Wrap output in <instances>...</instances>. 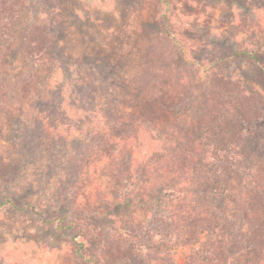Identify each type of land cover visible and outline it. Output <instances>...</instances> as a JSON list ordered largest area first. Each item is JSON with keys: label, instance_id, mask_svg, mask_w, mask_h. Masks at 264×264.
I'll return each instance as SVG.
<instances>
[{"label": "rangeland", "instance_id": "rangeland-1", "mask_svg": "<svg viewBox=\"0 0 264 264\" xmlns=\"http://www.w3.org/2000/svg\"><path fill=\"white\" fill-rule=\"evenodd\" d=\"M211 71L264 100V0H0V264H264V119L211 154Z\"/></svg>", "mask_w": 264, "mask_h": 264}, {"label": "trees", "instance_id": "trees-1", "mask_svg": "<svg viewBox=\"0 0 264 264\" xmlns=\"http://www.w3.org/2000/svg\"><path fill=\"white\" fill-rule=\"evenodd\" d=\"M164 23L168 36L176 40L174 26L171 22V10L168 6L164 15ZM35 32L32 31L30 37L34 38ZM42 38L45 45L50 42L49 35H42ZM206 90L208 96L204 124L206 140L211 146V154L223 159L229 158L231 153L244 142L248 125L264 119V100L256 93L249 92L242 78L226 76L216 71H211L208 74ZM122 163L123 158L119 157L116 166L122 167ZM71 164L74 169H77L81 161L78 160L75 164L73 162ZM116 171L115 169L110 171L113 181L111 183L112 186L115 187V191H118V189L126 190L128 188L127 170H124V172ZM164 190H169L170 192H165L155 199L159 208L168 209L170 207L169 201L172 198L185 193L183 189H176L171 184L165 186ZM134 198L126 192H119L117 195L120 205L127 204ZM75 225L80 236L85 239L90 238L80 221H76ZM131 235L129 232H124L123 234H118L117 232L116 235L111 236L105 242L103 245V260L105 264H125L139 257L145 244L138 245L137 238H130ZM259 237H261V234Z\"/></svg>", "mask_w": 264, "mask_h": 264}]
</instances>
